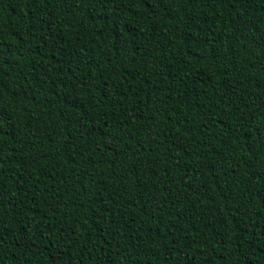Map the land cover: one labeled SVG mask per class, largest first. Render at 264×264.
<instances>
[{
    "label": "trees",
    "instance_id": "16d2710c",
    "mask_svg": "<svg viewBox=\"0 0 264 264\" xmlns=\"http://www.w3.org/2000/svg\"><path fill=\"white\" fill-rule=\"evenodd\" d=\"M0 264H264V0H0Z\"/></svg>",
    "mask_w": 264,
    "mask_h": 264
}]
</instances>
